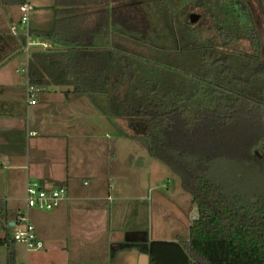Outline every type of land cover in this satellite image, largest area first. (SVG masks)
Segmentation results:
<instances>
[{"label": "trees", "instance_id": "trees-1", "mask_svg": "<svg viewBox=\"0 0 264 264\" xmlns=\"http://www.w3.org/2000/svg\"><path fill=\"white\" fill-rule=\"evenodd\" d=\"M133 1L97 22L71 15L84 6L60 8L52 30L31 29L53 48L30 52L29 82L88 95L180 178L198 217L188 241L153 240L150 264H264V54L251 9L243 0L202 5L241 13L238 29L253 39L246 49L214 14L207 29L205 15L189 18L201 0ZM242 169L243 187L217 177ZM10 220L0 200L1 225ZM16 242L0 239L6 264H18Z\"/></svg>", "mask_w": 264, "mask_h": 264}, {"label": "crops", "instance_id": "crops-1", "mask_svg": "<svg viewBox=\"0 0 264 264\" xmlns=\"http://www.w3.org/2000/svg\"><path fill=\"white\" fill-rule=\"evenodd\" d=\"M126 2L53 0L52 26L31 29L52 30L61 18L56 12L60 8L84 6L87 10L83 13L70 14L97 22L101 13L106 11L103 15L109 18L115 6ZM19 14L17 0H0V200L6 202L11 219L9 226L0 223V239H13L11 227L16 230V214L26 210L27 182L36 180L46 188L64 185L67 197L52 210H29L44 246L27 250L16 242L19 256L45 250L50 257L53 254L77 264H144L143 257H150L153 240L188 241L191 222L198 215L192 221L181 215L188 212L186 206L191 210L196 207L191 195L190 199L183 198L181 212L177 210L173 220L158 227L153 237L148 217H152L153 207L161 212L168 203L160 190L163 177L168 176H162L164 171L156 180L134 176L121 179L114 147L126 123L119 120L115 125L91 113L93 108L98 109L90 97L74 94L65 85H35L40 90L34 97L36 102L30 103V53L24 50L23 36L10 31L18 23ZM145 150V156L151 157ZM6 257L7 249L0 244L1 264Z\"/></svg>", "mask_w": 264, "mask_h": 264}, {"label": "rangeland", "instance_id": "rangeland-1", "mask_svg": "<svg viewBox=\"0 0 264 264\" xmlns=\"http://www.w3.org/2000/svg\"><path fill=\"white\" fill-rule=\"evenodd\" d=\"M246 2V4L249 5L254 25L256 28V34L258 37L262 40V53L264 54V0H243ZM205 0L200 1V6H196L195 9L188 8V10L185 11V13H197L201 14L202 16H206L207 20L204 19V27L207 29L209 21L208 17H211L210 15L214 14L213 20L216 21V23H220L221 25L227 27L229 31L233 32V35L236 36L239 44L246 48L250 49L251 47V40L249 36H247L242 30L239 31V19H242V14L240 13V16H238V12L232 13L231 8H225L221 10L218 7L215 8H205L202 7ZM212 2H216V0H210V5ZM221 3V2H220ZM224 2H222L223 4ZM31 4V16H30V27H36V28H50L52 26V17H53V0H30ZM16 10V8H13ZM227 11V12H225ZM226 15H225V13ZM20 15V14H19ZM238 24H237V23ZM26 52V51H25ZM67 89V87H58ZM91 113L95 115H101L103 119L107 122V119L110 120L109 117L103 116L98 110L93 108L91 110ZM112 122V120H110ZM121 124H127V121L122 119ZM127 126V127H126ZM124 128L122 130V137L116 142L115 145V156L114 160L117 162L120 161V171L119 175L121 176V179L126 178L128 176H134L138 179H150V180H156L160 173H165L162 176H168V178L163 177L164 182L160 183V190L163 192L165 197H167L168 203L163 207V211L159 212L157 210V206L153 207V213L152 217H148V224L150 226L152 236L155 237V233L160 226H164L165 222H170L173 220V217L176 215L175 213L177 210L181 212L180 205L183 204L185 201L183 198L190 199V194L187 192H184L181 186L180 178L173 173L166 164L163 162L154 159L152 157H149L148 155L145 156L144 150H145V144L143 142H140L138 140H134L132 138V130L128 127V125L122 126ZM129 135V137L127 135ZM136 141V142H135ZM146 151V150H145ZM147 152V151H146ZM232 163H234L232 161ZM160 167H162V171H160ZM222 169V168H221ZM228 169H230V164ZM243 170V174L236 175L233 172L231 173L230 170L224 171L217 175V177L220 178L224 183L227 184L228 187H243L248 180V175L245 172V169ZM150 177H146V175ZM147 175V176H148ZM159 181V180H158ZM167 186H164L166 183ZM184 200V201H183ZM177 205L179 207H177ZM186 209H188V212H184L181 217L189 216L190 221H192L193 216L198 215L197 207H193L192 210L188 206H186ZM159 214V215H158ZM192 223V222H191ZM12 229V238L15 232V227H11ZM64 256L63 254H61ZM50 253L48 251H36L31 253H25L24 255H17L18 257V264H77V263H70L67 262L63 257H55L56 255L52 254V257H50ZM69 257L67 254L65 255ZM145 259L144 264H148L149 257H143ZM1 264V263H0ZM3 264H6L3 261Z\"/></svg>", "mask_w": 264, "mask_h": 264}, {"label": "built area", "instance_id": "built-area-1", "mask_svg": "<svg viewBox=\"0 0 264 264\" xmlns=\"http://www.w3.org/2000/svg\"><path fill=\"white\" fill-rule=\"evenodd\" d=\"M19 21L11 26L10 31L14 35H22L25 39L24 50L30 53L33 49L49 51L53 48L50 41L31 35L30 16L31 4L30 0H20L19 3ZM39 87L31 84L28 86L27 93L30 103H35L36 93ZM32 134H36L32 132ZM2 167L0 157V168ZM67 197V189L65 186H55L52 188L44 187L39 181H28L26 185L25 203L26 210L18 211L14 220L16 230L13 239L26 246L27 250H39L43 248L42 240L37 236L34 224L29 216V210L35 209L39 211H48L56 208L61 201Z\"/></svg>", "mask_w": 264, "mask_h": 264}, {"label": "water", "instance_id": "water-1", "mask_svg": "<svg viewBox=\"0 0 264 264\" xmlns=\"http://www.w3.org/2000/svg\"><path fill=\"white\" fill-rule=\"evenodd\" d=\"M199 17H200V15H198V14H193V13H192V14L189 15V18H190L191 20H193V21L199 19Z\"/></svg>", "mask_w": 264, "mask_h": 264}]
</instances>
